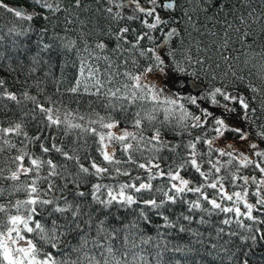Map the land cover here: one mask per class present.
Instances as JSON below:
<instances>
[{
    "label": "snow or ice",
    "instance_id": "snow-or-ice-1",
    "mask_svg": "<svg viewBox=\"0 0 264 264\" xmlns=\"http://www.w3.org/2000/svg\"><path fill=\"white\" fill-rule=\"evenodd\" d=\"M105 2L109 5L106 9L109 18L138 20L142 25L138 32L122 27L114 37V51L120 57L127 53L123 63L137 66V71H112L113 65L106 63L109 72L102 79V69L89 67L85 77L84 67H81V78L69 91L78 94L83 87V92L89 95L103 94L107 105L102 106L113 111L115 107L125 110V104L135 107L138 110L131 117L132 130L129 131L119 121L112 119L110 114L105 117L96 113L86 123H78L74 122L77 118L71 112L61 115L58 109L43 104H36V108L42 114L44 128H38L32 136L24 130L23 122L0 126V264H139V261L147 264L144 257L138 256L134 250L142 244H148L151 239L140 234L139 222L150 223L147 212L152 210L163 218L165 227L177 228L180 233L187 231L194 238L190 243H203L200 240L203 233L190 227L197 213V223L200 225H208V218L212 216L222 217L219 224L223 226L216 227L214 231L220 239L227 235L229 240L226 243L238 234L245 241L251 239L256 242L258 234L260 240H264V229L258 227L264 225V124L258 125L259 130L254 133L253 139L250 138V131H245L243 126L227 123L224 116V113H235L239 109L243 120L255 123L259 117L256 116L258 109L253 103L261 98V104L264 105V84L258 87L250 80L245 83L244 76L232 72L233 81L243 86V92L252 95H242L239 90L228 91L222 85L201 96L200 92L204 91L201 85L196 84L195 79L183 77H198L197 72L188 71L190 67L196 66L206 74L210 73L212 68L208 61L211 56L194 59L189 49L184 54L185 64L182 65L175 60L174 48L169 50V56L173 58L175 71L182 75L170 77L171 83L167 80L161 81L159 85L152 83L149 76L165 72L168 66V61L156 49H165L174 37H182V32L178 30L180 18L174 15L176 10L180 9L188 25L199 32L192 12L206 9L197 6L191 11L185 10L180 0ZM36 4L53 13L61 10L59 5L54 6L49 0H36ZM251 4L252 0H238L237 8L222 16L223 43L218 50L226 64L232 59L224 51L229 50L231 33L237 34L241 44L247 42L255 45L254 28L259 24L261 38L264 39V3L258 8H253ZM75 6L80 7V0H75ZM216 6L222 12L229 4L226 0H218ZM113 7L119 10L131 8L133 15L114 14ZM0 9L18 19H33L32 14L9 7L3 0H0ZM162 12L167 15H161ZM228 16L232 17L231 21ZM170 22L176 23L177 27L169 28ZM133 32L136 34L129 39ZM161 40L163 43H160ZM109 42L99 41L95 48L103 52ZM144 43L152 46L144 47ZM198 51L203 52L205 49L198 48ZM260 55L264 57V49ZM137 57L152 62L140 70ZM219 66L217 63L216 67ZM260 70L261 79H264V64ZM117 75L126 82L102 93L105 85L113 84V78ZM153 79L159 80V76ZM2 86L3 82L0 81V88ZM192 89L199 91L193 93ZM218 97L225 103L221 104ZM0 98L18 102L13 93L4 92ZM25 98L35 103V97L25 94ZM201 100L222 107L224 113L217 116L215 108L210 110L199 103ZM182 101H186L187 106ZM191 106H195L199 114L191 111ZM259 110L264 112V107ZM78 119L84 121L85 117L79 116ZM157 120L161 127L178 126L182 132L187 130L189 139L186 143L183 140L176 145L169 143L161 135ZM52 129H66L65 135H69L71 130H78L75 140L70 143L79 145L83 139L87 145L91 138L98 157L86 154L83 157L88 162L86 166L78 154L79 146L66 148L56 143V137L48 134ZM196 129L199 131L193 134L191 130ZM226 132L234 133L247 150L238 149L232 143L224 147L217 144ZM11 137H23L18 141L20 147L12 142ZM32 144L37 146L38 154L31 151ZM165 151L174 156L166 161L161 155ZM188 173L194 174V177L186 178ZM88 177H94L97 182L91 184L89 191L80 190ZM120 177L127 179L120 180ZM104 179L114 183L100 182ZM157 180L161 183L154 185L153 181ZM144 193L159 194V199L151 195L145 198ZM189 195L192 199L187 198ZM88 197L93 204L104 209L114 204L122 207L136 205L139 209L138 220L121 229L112 228L109 231L103 219L96 218L94 221L92 212L85 206ZM177 202L187 205L188 214L182 213L179 218L187 222V228L183 224L171 223L159 211ZM236 229L241 232L238 233ZM120 231L126 234L121 238L119 247L105 243L115 240L116 233ZM73 233L76 234L75 245L67 241V237ZM211 246L216 247L215 244ZM174 251L184 250L176 247ZM160 256L161 253L157 251V259Z\"/></svg>",
    "mask_w": 264,
    "mask_h": 264
},
{
    "label": "trees",
    "instance_id": "trees-1",
    "mask_svg": "<svg viewBox=\"0 0 264 264\" xmlns=\"http://www.w3.org/2000/svg\"><path fill=\"white\" fill-rule=\"evenodd\" d=\"M5 4L11 7V4L23 5L26 10H35L33 19L31 21L25 19H18L4 9H0V81L3 82L0 88V96L4 92L13 93L17 96V101H10L0 98V126L7 127L13 123L23 122L24 130L29 136H32L38 128L43 129L42 114L36 108V104H43L45 107H53L60 111L61 115L66 112H71L77 119L74 122L86 123L88 119L94 118L96 113L107 117L109 114L112 119L117 120L122 126L127 127L129 131L131 128V117L133 113L138 110L135 107H129L125 104V110L115 107L113 111L107 105L106 97L101 94L89 95L83 92V87L78 94H74L69 89L75 86L77 79H80V69L84 67L85 77L88 75L89 67H98L102 69L105 79L109 70L105 67L106 63L113 65L112 71H137V66L131 63L124 64L123 60L127 58V53L120 57L115 51L114 37L122 27H129L140 31L142 25L138 20L126 19H111L108 16L106 9L109 5L105 0H80V7L75 6V0H50L55 6L59 5V12H51L42 9L36 4V0H3ZM229 7H226L221 12V9L216 5L218 0H180L181 7L185 10L191 11L197 6L200 9L192 12L193 19L196 21V29L191 28L186 22V18L181 16L180 9H177L175 16L180 18L178 30L182 32V37H174L168 43L167 48L161 53L163 58L168 61L167 70L175 76L182 75L175 71L173 66V58L169 56V50L175 49V60L180 61L182 65L185 64L184 54L191 50L192 57L203 59L205 55H210L211 59L208 64L211 65L212 71L208 74L201 71L199 66L190 67L189 72H197L198 77L196 81L203 83L204 95L207 91L214 87H225V90L236 92L241 91L242 95L250 96L251 93L243 92V86L233 81L232 72L237 73L238 76L245 77V83L249 80L258 87L264 84V79H261L262 73L260 66L264 64V57L260 55L264 49V39L261 38L260 25L257 24L254 28L256 33V44L249 43L241 44L237 39L236 33H231V39L228 45L229 50H224L225 54L232 59L226 64L221 59V45L223 43V19L222 16L229 11L235 10L238 6V0H226ZM145 3V0H141ZM264 0H252L251 6L258 8ZM26 12V11H25ZM28 13V12H26ZM114 14H117L113 11ZM219 13V14H218ZM30 14V13H29ZM167 15V13H164ZM127 16V15H126ZM46 17V18H45ZM231 21L232 17L228 16ZM177 27L176 23L170 22V26ZM133 32L129 35V39L136 34ZM207 33V34H206ZM211 33H216L213 36ZM99 41H113L108 43V48L103 52L95 48ZM143 43V42H142ZM151 44L144 43V47H151ZM127 47V46H125ZM198 48H204L205 51L199 52ZM107 58V60L105 59ZM138 59V67L140 70L145 64L152 61L146 58ZM220 66L217 68L216 64ZM117 65L119 68L117 69ZM212 76L216 78L213 79ZM191 78L192 76H184ZM122 76H115L113 84L105 85L102 93L106 92L108 88L113 86H120L125 83ZM35 97V103L31 99L25 98ZM187 96L186 94H184ZM220 102L225 103L222 98ZM203 100L202 105L205 104ZM186 104V101H182ZM208 102V101H207ZM234 106V105H233ZM253 106L258 109L256 116L259 117L255 123L245 121L241 118L240 110L237 109L235 113H224L222 107L214 106L217 116L224 113L226 120L230 123H237L243 126L245 131H250V138H255L254 133L258 131V125L264 124V112L259 109L264 107L261 104V98H257ZM150 107V105L148 106ZM191 111H197L195 106L190 107ZM197 114L198 111H197ZM79 116H84L85 120L80 121ZM157 126L161 127L160 121L157 120ZM175 123V122H174ZM239 127V126H237ZM150 129V126H149ZM66 129L49 130V135L56 137L55 142L63 144L66 148H73L79 146V155L83 163L87 166L88 162L83 160L87 154L90 157H98L95 151V144L92 143L91 138L88 139L87 145L81 139L79 145H73L70 141L75 140L78 130H71L69 135H65ZM186 131L177 126H162L161 135L169 143L176 145L182 140L186 143L189 137ZM195 134L198 129L191 130ZM211 135V131H209ZM226 136L222 137L224 140L238 138L234 133L226 132ZM221 138V139H222ZM12 142L20 147L18 141L23 137H11ZM221 147L227 145L221 143L220 140L216 142ZM31 151L38 154V149L35 144L30 146ZM182 151V149H180ZM119 155V153L117 154ZM166 158V161L173 157L174 154L167 151L161 153ZM7 156L5 155V159ZM255 174V173H253ZM194 174H186V178H193ZM120 180L127 179L120 177ZM94 177H88L87 181L82 183L81 189L89 191L91 184L96 183ZM102 183L110 184L114 181L104 179ZM160 181H153V184H159ZM140 195V194H137ZM145 198L154 196L159 199V194L144 193ZM192 199L191 195L187 197ZM250 202H252L250 200ZM85 206L88 211L92 212L94 221L96 218L105 221V227L111 231L112 228L121 229L125 225L138 220L139 209L136 205L131 207H122L120 205H113L108 209L102 206L95 205L88 197ZM95 209V211H93ZM164 216L169 218L173 224H183L186 228L189 227L187 222L179 219L181 214L187 213V205L177 202L174 205H166L164 209H160ZM147 215L150 217V223L139 222V231L145 238L150 237L148 244H142L134 251L138 256H143L147 264H264V240H260L257 235L256 242L251 239L242 240L241 235L231 238L230 242L228 236L225 235L223 239L216 237L214 229L222 227L219 224L221 216L215 215L209 219L208 225H200L197 223L199 213L196 214L192 225L194 230H199L203 235L200 240L203 243H190L194 238L186 231L180 233L177 228L165 227V221L161 216L155 214V210L148 211ZM234 229L235 225L232 226ZM258 227L264 229V225ZM238 233L241 230L236 229ZM126 233L123 231L117 232V238L112 241H105V243H112L116 247L121 244V238ZM248 235L247 233H242ZM264 234V233H262ZM75 233L67 237V241L71 245L77 243ZM215 244L213 248L211 245ZM176 247H180L184 251H174ZM141 248L143 251H141ZM167 249V250H165ZM191 249V251H188ZM159 251L161 256L159 259L156 253ZM139 264H144L139 261Z\"/></svg>",
    "mask_w": 264,
    "mask_h": 264
},
{
    "label": "rangeland",
    "instance_id": "rangeland-1",
    "mask_svg": "<svg viewBox=\"0 0 264 264\" xmlns=\"http://www.w3.org/2000/svg\"><path fill=\"white\" fill-rule=\"evenodd\" d=\"M50 2V0H49ZM51 3V2H50ZM113 11L116 12L117 14H122L124 16H131L133 15V11L131 8H124L123 10H119V9H116L115 7H113ZM161 15H165L163 12L161 13ZM157 53L162 55L161 53L163 52V50L161 48H157L156 49ZM161 52V53H160ZM163 57V56H162ZM159 76V80H156V79H153L154 76ZM170 77H175L174 74H171L168 72L167 70V67L165 69V72H160V73H153L149 76V80H151L152 83L154 84H160L161 81H169V83H171V80L169 79ZM184 78V77H183ZM193 93H196L197 91H192ZM184 94L188 95L187 92H185ZM200 95L203 96L204 95V91L203 92H200ZM203 100L199 101V103L202 104ZM221 104H223L222 102H220ZM204 106L208 107L210 110L214 108V106H212L209 102L205 101V104H203ZM227 123L231 124V125H234V126H239L236 122L235 123H230L229 120H226ZM226 134V133H225ZM226 136V135H225ZM251 137V135H250ZM229 140H224L223 138L220 140V141H223L224 144L226 145V143H232L235 147H237L238 149H241V150H247L246 149V146L243 142H241L238 138H236L235 140L234 139H231V138H228Z\"/></svg>",
    "mask_w": 264,
    "mask_h": 264
},
{
    "label": "water",
    "instance_id": "water-1",
    "mask_svg": "<svg viewBox=\"0 0 264 264\" xmlns=\"http://www.w3.org/2000/svg\"><path fill=\"white\" fill-rule=\"evenodd\" d=\"M11 7H13V8H17V9L23 11V12L26 11V12H28V13H30V14L33 13V12L35 11V10H33V9H31V10H26L25 7H24L23 5L19 6V5L11 4ZM171 27H175V26L172 25ZM171 27H169V28H171ZM160 43H163V41L161 40ZM193 79H194V78H188V80H193ZM195 83L201 85L202 88H204V86H205L203 83H200V82L196 81V79H195ZM192 91H199V89H192Z\"/></svg>",
    "mask_w": 264,
    "mask_h": 264
}]
</instances>
